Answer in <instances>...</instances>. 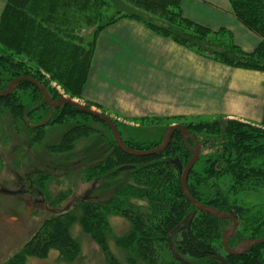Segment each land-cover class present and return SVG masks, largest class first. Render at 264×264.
<instances>
[{
    "label": "trees",
    "instance_id": "1",
    "mask_svg": "<svg viewBox=\"0 0 264 264\" xmlns=\"http://www.w3.org/2000/svg\"><path fill=\"white\" fill-rule=\"evenodd\" d=\"M229 1L237 20L261 38L253 53L242 51L231 32H212L186 19L181 0H126L135 13L104 24H99L106 12L97 6L99 0H7L0 17V91L6 90L13 80L28 76L47 88L53 100L58 94L51 89L52 83L60 86L70 99H82L99 34L124 18L138 21L204 58L232 68L264 72V0ZM85 26L97 27L88 45L82 36ZM86 105L92 107L90 103ZM0 108L8 110L13 124L26 122V115L45 119L51 111L43 94L28 82L19 83L13 94L0 98ZM77 117L100 123L110 131L107 124L71 105L56 109L48 125H64ZM167 121L169 127L173 123L184 125L199 143L202 135L216 138L213 153L204 159L199 170L197 166L203 160L200 155L190 172L188 189L202 204L231 213L238 220V230L229 246L233 248L244 233L249 235L247 239L264 238V214L250 222L249 210L232 201L246 185L264 187V118L259 125L230 119ZM96 132L86 122L77 123L48 150L54 154L70 152L77 141ZM31 133L33 144H40L46 137L44 126L31 129ZM124 142L131 149L144 151L158 147L162 140L146 148L132 141ZM194 144L188 140L186 145L181 133L176 132L164 153L148 157H133L112 145L104 161L84 172L88 174L87 181L95 180L102 194L109 196L100 201H81L80 216L76 218L68 212L53 215L4 264H28L30 258L44 259L53 252L65 263L75 261L79 255L78 239L72 232L76 220L100 247L107 263L118 264L108 245L113 216L131 224L130 231L116 241L126 248L134 247L143 264H222L213 259L217 255L229 264H264V245H257L242 256L228 255L222 234L231 221L206 213H197L189 227L174 232L169 240L172 231L194 211L183 193L175 164L176 160L183 166L188 164L192 158L188 148H194ZM124 166L134 168L119 171Z\"/></svg>",
    "mask_w": 264,
    "mask_h": 264
},
{
    "label": "rangeland",
    "instance_id": "2",
    "mask_svg": "<svg viewBox=\"0 0 264 264\" xmlns=\"http://www.w3.org/2000/svg\"><path fill=\"white\" fill-rule=\"evenodd\" d=\"M3 2L2 5L0 3V15L6 0ZM98 5L102 9L100 11L106 10L105 17L100 19L99 24L135 13L134 7L126 0H99ZM95 28L97 27L85 26L82 29V36L87 45L93 41ZM51 89L56 90L58 94L53 101L61 97L70 98L56 83L51 84ZM75 100L87 106L88 102L83 99ZM91 108L93 109V105ZM52 114L51 107L50 114L45 119L26 115V122L18 121L13 124L8 110L0 108V188L5 187L12 191L23 188L25 191H34L32 196L27 192L19 196L0 193V264L6 263L19 253L25 243L56 213L68 212L75 218L80 216L79 203L84 201L88 191H91L88 201H100L109 196L102 194L95 180L87 181L88 174L85 175L84 172L110 155L112 145H116L111 131L104 125L83 117L67 121L64 125L51 126L48 123L52 119ZM104 114L117 123L124 140L135 142L140 147L146 148L163 140L165 130L169 127L167 120L141 121L142 119H124L107 112ZM208 120L211 119H195L196 122ZM83 122L94 127L97 130L96 134L77 141L70 152L54 154L48 150L60 142L66 130ZM42 125L45 127L46 137L40 144H33L31 129ZM200 141L202 146L200 155L203 160L197 166L199 170L204 159L216 149L213 146L216 138L202 135ZM20 178L26 180V183L19 185ZM228 187L230 186L226 188ZM250 187L246 185L244 189L238 190L232 201L234 205L249 210V220L253 222L257 215L264 214V187L262 185ZM60 198L61 200L57 201ZM110 222L112 230L108 237V245L118 264H143L134 247L126 248L116 241L130 231L131 224L115 216L110 218ZM242 229L243 227L240 231L243 232ZM72 232L79 244V255L75 261L65 263L53 252L44 259L30 258L27 263L108 264L100 247L83 232L79 220L74 223ZM247 238L249 235L244 233L242 240ZM242 240L240 239L233 248L239 246Z\"/></svg>",
    "mask_w": 264,
    "mask_h": 264
},
{
    "label": "crops",
    "instance_id": "3",
    "mask_svg": "<svg viewBox=\"0 0 264 264\" xmlns=\"http://www.w3.org/2000/svg\"><path fill=\"white\" fill-rule=\"evenodd\" d=\"M181 10L212 32H231L245 53L261 43L234 16L229 0H181ZM82 99L124 119H230L259 125L264 72L204 58L124 18L99 34Z\"/></svg>",
    "mask_w": 264,
    "mask_h": 264
},
{
    "label": "water",
    "instance_id": "4",
    "mask_svg": "<svg viewBox=\"0 0 264 264\" xmlns=\"http://www.w3.org/2000/svg\"><path fill=\"white\" fill-rule=\"evenodd\" d=\"M21 82H28L32 85H34L44 96V102L45 104H47L48 106L52 107L53 112L64 106V105H71L72 107L78 109L79 111L87 114L88 116L98 119L102 122H104L105 124L108 125V127L110 128V131L114 137V141L116 143V146L122 150L124 153L133 156V157H148V156H157L159 154H162L166 151V149L169 147L172 137L174 135V133L176 132H180L183 138L184 143L187 145V141L188 140H192L194 141V148H188L190 153L192 154V158L191 160L188 162V164L186 166H183V164L179 161L176 160L175 164L178 167L179 170V174L181 176V186H182V190L183 193L186 197V199L192 204V206L194 207V211H192L181 223L180 225L177 226L176 229H174V231H172V233L169 235V240L171 241V237L172 234L178 230L183 229L184 227H189L191 222L193 221L194 217L197 215V213L202 212V213H206L211 215L212 217L218 219V220H230L231 221V226L223 231L222 234V244H223V248L226 251V253L228 255H232V256H242L245 253H249L251 251V249H253L255 246L257 245H264V238H258V239H248V240H244L240 243L239 246L235 247V248H231L229 246V241L230 239H232L234 237V235L236 234L237 230H238V220L235 218L234 215H232L231 213H226V212H222L218 209L209 207L208 205L202 204L201 202H199L198 200H196L190 193L189 189H188V178L190 175V172L192 171V169L194 168V166L196 165V163L198 162L199 158H200V154L202 151V146L200 145L198 139L191 135L190 132L188 131V129L182 125V124H175L172 125L171 127H169L164 135V138L161 142V144L153 149H149V150H134L129 148L123 138L122 135L119 131V129L117 128L115 122L113 121V119L111 117H109L108 115L96 111L92 108H88L87 106L83 105L82 103L78 102L75 99H70L67 97H61L59 98L57 101H53L49 91L47 90V88H45L43 85H41L40 83H38L37 81H35L34 79H32L31 77L28 76H23V77H19L15 80H13L8 88L6 90L0 91V98H4L7 97L11 94H13L17 88L19 83ZM44 125H42L43 127ZM134 166H124L122 168L119 169V171L123 172L126 170H131L133 169ZM91 191H88L84 201L89 200V193ZM15 194V193H12ZM171 248L174 251L173 248V244L171 243ZM175 253V252H174ZM175 255L177 256V258L180 261H183L176 253ZM214 260L221 262L222 264H229L226 259L220 255L214 256L213 257Z\"/></svg>",
    "mask_w": 264,
    "mask_h": 264
},
{
    "label": "flooded vegetation",
    "instance_id": "5",
    "mask_svg": "<svg viewBox=\"0 0 264 264\" xmlns=\"http://www.w3.org/2000/svg\"><path fill=\"white\" fill-rule=\"evenodd\" d=\"M18 183H19V185H21V184H24V183H26V180H24V179H22V178H20L19 180H18ZM23 187H25V185H23ZM24 192H27L29 195H33V193H34V191H32V190H27V191H25V189H21V190H16V191H12V190H10V189H8V188H5V187H1L0 188V193H4V194H7V195H9V196H19V195H21V194H23ZM12 193H15V194H12ZM58 213H56V215H57ZM244 240H248V239H244ZM244 240H242V241H244ZM241 241V242H242ZM252 250V249H251ZM251 252V251H250Z\"/></svg>",
    "mask_w": 264,
    "mask_h": 264
}]
</instances>
